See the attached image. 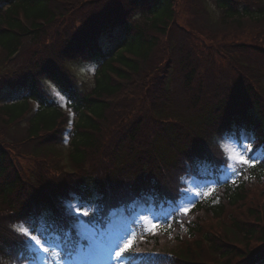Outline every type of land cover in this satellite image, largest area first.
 <instances>
[{
	"label": "trees",
	"instance_id": "16d2710c",
	"mask_svg": "<svg viewBox=\"0 0 264 264\" xmlns=\"http://www.w3.org/2000/svg\"><path fill=\"white\" fill-rule=\"evenodd\" d=\"M91 1L90 8L92 9L95 1L99 0ZM217 1L226 9L227 14L220 22L221 29H237L246 21H253L254 31L259 35L252 41L257 45L260 40L264 39V6L261 0H256L255 3L245 0L235 7L232 6L233 0ZM0 2L7 5L5 8L0 7L1 60L7 58L5 54L8 55L15 51L16 47L28 36L31 39H36L42 26L55 23V19L63 20L65 13L73 12L71 7L64 8L56 4L55 0H0ZM74 3L67 1L65 5ZM87 9L83 8L80 13H86ZM105 13L99 16L108 20L113 19L112 21L118 19L122 14L115 8H108ZM91 15H95V12ZM143 19L146 25L136 26L134 32L130 30V27L123 28V36L118 42V48L116 47L117 49H113L105 56L96 46L95 35L85 29L86 26H92L91 20L87 21L90 25L84 24V27L73 32L74 34H66L71 55L74 52H80L87 60L98 65L91 87L82 90L83 92H76L78 88L71 81L69 74L61 71L58 64L51 59H47L46 63H41L35 71L32 70L31 65L28 69L19 71L22 76L12 73L14 77L12 83L22 81L29 74L33 76L32 81L35 83L38 80L37 77L43 76L44 73L47 78L55 82L61 92L68 95V99L71 101L69 107L78 116V119L74 124L67 157L73 168L72 171L76 175L72 176L77 181L76 186H80L81 183L84 185L80 196H86L90 200L97 199L99 201L100 191L97 186H101L102 181L104 184L109 183L110 188L125 187L122 191L112 192L110 198L112 202H119L123 194L126 199H131L140 192L133 186V177L138 175L144 179L143 176L150 173L149 169L145 167L146 159H151L152 154L149 151L139 150L143 144L138 141L137 136L141 137L142 126L153 119L147 120L143 125V120L137 122L134 120L137 116L135 115L137 109L143 105L142 97L151 92L147 88H143L140 97L135 96L133 91L136 84L133 78L140 74L143 76L142 69H147V66H150L149 62L153 63L152 59L156 62H167L166 66L173 62L177 72L169 73V81L165 79L164 71L159 72L158 88L153 92L163 106L161 113L156 117L166 115V119L160 123V125L162 124L160 134H157L155 138H150L152 142H144L148 149L156 146L170 147L178 154H183L188 143L185 144L186 140L189 141L195 134L204 133L205 127H213L225 108L235 110L239 114L238 112L242 111V106L247 107L249 111L245 118L246 128L259 125V134L264 133V118L260 113L262 107L257 99H262V95H257V82L251 85L249 75L238 72L240 77L236 78L233 76V65H229L227 72H222L223 75L227 73V88L216 80L213 94L209 96H200L201 88H198L200 87L198 83L192 85V82L197 81L198 75L201 73L198 62L208 61L207 82L217 78L219 67L216 65V59L208 52L209 49L204 44L199 42V51L196 54V62H194L193 46L184 43L185 39L179 38L180 33L175 36L178 39H175L174 44L171 43V39H167L168 22L174 19L173 0H152L150 14ZM93 20L98 26L103 24L98 18ZM196 35L201 38V33ZM165 47L168 49V54ZM244 48L245 46L242 45V50ZM226 49H229L230 53H234L239 48L231 46ZM256 50L259 51L258 57H260L262 47H256ZM149 77L144 83H150ZM239 80L240 83H238ZM259 87L264 94L262 87L260 85ZM31 95V97L37 98L39 109L28 124L25 134L28 141L22 144L18 151H22L25 158L36 159L34 154L44 153L47 146L52 147L56 140H60L69 117L52 103L41 100L39 96H34L35 93ZM198 100H200L198 107L200 110L187 111ZM25 105L26 103L4 105L1 109L14 118L23 111ZM248 120L253 123H249ZM153 125L154 122L150 124V128ZM150 128L147 130V134L153 136ZM43 132L47 135L42 136ZM22 141L23 139H18L19 143ZM113 143L119 144L116 153L110 152L108 148ZM135 144L138 149L134 148L133 151ZM7 153L14 154L0 145V191L12 196L20 188L18 184L20 176L22 177L16 170L21 172L22 168L20 167L23 165L22 163H10ZM23 155L16 156L22 158ZM128 157L130 159L126 161L125 159ZM109 159H115L116 165L120 168H124L122 164L127 166V162L130 161V164L132 162L133 165H136L135 172H132L130 176H124L119 181L118 176H123L124 173L118 174L115 169V174H111ZM37 163L38 165L42 164L39 161ZM175 164L172 163L169 167ZM250 173L256 180L253 188L250 183L240 179L235 187L226 185L220 196L211 198L200 205L205 217L209 216L216 222L222 221L223 217L229 221V230L225 231V242L220 239L221 237L205 232L204 229L201 230L198 223L202 220L197 217L189 223L190 234H186L184 237V246L178 247L176 256L179 262L177 264H207L205 260L210 259V256L202 250L200 236L204 237L207 250L211 254H219L216 256L226 260L225 263L264 264V183L261 181L264 177V162L251 168ZM52 186L57 188L56 180H54V184L52 182ZM101 198L102 201L105 200L103 193ZM26 204L27 202L24 201L21 206ZM17 208L11 210L9 216L11 219L19 217L20 212L17 211ZM242 208L247 210L250 220L236 216H231L233 218L231 219L227 214L229 209L234 211ZM0 229H2L1 222ZM162 238L163 234H158L144 243L142 248L159 249L161 248L159 241Z\"/></svg>",
	"mask_w": 264,
	"mask_h": 264
},
{
	"label": "rangeland",
	"instance_id": "374dc122",
	"mask_svg": "<svg viewBox=\"0 0 264 264\" xmlns=\"http://www.w3.org/2000/svg\"><path fill=\"white\" fill-rule=\"evenodd\" d=\"M67 1L83 2L85 0H55V3L58 4V5H61V4H64L65 2H67ZM105 1L106 0H103V2H105ZM190 2H191V0H175V3L178 5L177 6V10H179V12L177 14L178 21H180L182 23H184V22L185 23H190V24L193 23V21H194L192 19L193 18L192 17L193 7H192ZM123 4H124V6H126L127 4H133V6L136 5V3H134V1H130V0H123ZM205 4H206V7L208 9L210 7L209 6L210 3L208 2V3H205ZM136 8L141 9L140 6H134L133 9H136ZM133 9H130V10H133ZM214 16L215 15H213L212 17H214ZM57 28L64 31L66 26L62 25V24H58ZM240 30L242 31V30H244V28L240 27V26L237 27V32H239ZM247 33L248 34L244 38V42L246 44H249L254 38H256L259 35V33H256L252 27H250V30ZM39 43H40V47L42 48L44 53H50L53 50L54 45L56 44V37L54 36V34H49L48 37L39 40ZM99 44L103 47L104 50H107L108 48H110V47H112L114 45V42L109 43V39L102 38V39L99 40ZM106 44H108V45H106ZM115 44H116V42H115ZM259 44H260V46L264 47V42H260ZM50 45H52L53 48H51ZM261 55L264 56V52ZM197 64L200 67L199 71H201L202 76H204V78H205L206 69L209 66L208 61L207 60L206 61L203 60V62H198ZM72 70H74V72L76 74H78V77H79L80 80H82L83 84L90 83V81H91L90 73L93 71V68L91 69L90 72H88L85 67L81 68V70H80V68L78 70L77 67H73ZM144 74H149V73H144ZM149 80H150V82L154 80L153 79V75H151L149 77ZM144 84L146 85V83L141 81V86L144 85ZM0 103H1V101H0ZM35 105H33V106H35ZM18 128H20V127L18 126ZM44 133L45 132H43L42 134H44ZM251 140H252V138H251L250 135H248V134L247 135H242V138H241V141H242L241 146H242V148L241 149L238 147L239 144L236 141H230L229 144H226L224 146V150L228 151L229 155L234 156V158L236 156L240 155V154H243V155H245V157H247L245 149H248L247 145L250 144L249 142ZM55 145H56L55 146L56 149L59 150L60 149L59 145L58 144H55ZM64 152H65V150L63 151V153ZM41 159L50 160L51 156L50 155H45V156L43 155L41 157ZM252 159L255 160V159H257V157L255 156ZM28 160L29 159L26 158V159H24V162H27ZM225 175H226L225 177H230L231 170L230 171H226ZM252 188H253V185H252ZM250 200H251V197H250ZM147 213H149V215L145 218L146 219V224H147V227H145V231L149 230L151 225L158 223L156 215H153L151 210H147ZM203 214H204L203 212H200L198 214L199 218L202 220V227L206 231H208L210 233H213L215 235H221L222 234V236H223L225 231L230 226L229 225V221L226 218L224 219V217H223L222 221L216 222L215 220H213V218H210L209 216L205 217V216H203ZM227 214L229 215V217L231 219H233L231 216H236V217H244V219L250 220L249 213L247 212V210H245V208L235 209L234 211L229 209V210H227ZM168 219H170V218H168ZM122 229H123V226H118L115 229V231H113L112 230V226H111L110 229L107 230V236H105L106 241L109 240L108 236H111L110 234H113V233H117L118 235H120L121 236V240H124V241L129 239L133 235L132 234L133 231L126 232L125 229L124 230H122ZM117 231H119V232H117ZM184 244H185V241L183 243V240H179V247L184 246ZM167 247L172 249V248L176 247V244L167 245ZM211 260H213L211 262V264H216V262L222 261V260H219L217 258H211ZM73 263H74V260H71L70 264H73ZM101 264H105V260ZM106 264H108V263H106ZM221 264H228V263H224L222 261Z\"/></svg>",
	"mask_w": 264,
	"mask_h": 264
},
{
	"label": "snow or ice",
	"instance_id": "6c2138e0",
	"mask_svg": "<svg viewBox=\"0 0 264 264\" xmlns=\"http://www.w3.org/2000/svg\"><path fill=\"white\" fill-rule=\"evenodd\" d=\"M247 148L249 149V151H252V145L248 144ZM231 159V158H230ZM235 160L241 165V166H255V161L254 159H248L245 157V155L240 154L238 156L235 157ZM230 168L232 167L231 164L228 165ZM212 190L209 189L208 192L203 193V195L207 196L209 194V192H211ZM197 195H200V193H197ZM70 211V209H69ZM181 211H183L184 213H187L189 211L188 208H183L181 209ZM76 213L77 215H84L87 216L88 212L84 211L82 208L78 207L76 209ZM159 225L157 224H153L150 226L149 231H154L156 228H158ZM19 232L22 234L23 237H25L28 241L34 242L35 245L38 247V249L40 251H43L45 253L49 252V248L44 246V241L40 238H38L37 235H32L31 231L28 228H20ZM115 244V247L113 248V245ZM133 245V239L129 238L125 241H123L122 243L116 244L115 240L110 241L108 244V256L109 258H112L114 256L115 259L117 260H122L123 254L128 252L131 247ZM70 254V253H69ZM55 255V253H54Z\"/></svg>",
	"mask_w": 264,
	"mask_h": 264
},
{
	"label": "bare ground",
	"instance_id": "6f19581e",
	"mask_svg": "<svg viewBox=\"0 0 264 264\" xmlns=\"http://www.w3.org/2000/svg\"><path fill=\"white\" fill-rule=\"evenodd\" d=\"M250 66H252V63H251V65Z\"/></svg>",
	"mask_w": 264,
	"mask_h": 264
}]
</instances>
